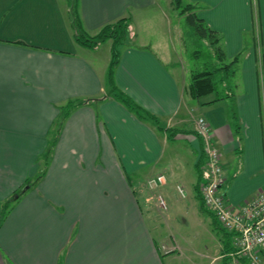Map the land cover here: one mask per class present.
<instances>
[{"label": "crops", "instance_id": "0c3cea01", "mask_svg": "<svg viewBox=\"0 0 264 264\" xmlns=\"http://www.w3.org/2000/svg\"><path fill=\"white\" fill-rule=\"evenodd\" d=\"M160 2L77 0L91 36L118 18L132 19L134 41L121 49L114 80L156 124L109 92L111 45L91 49L74 40L70 0H0V197L34 174L36 159L56 138L44 176L14 198L0 224V264L230 261L236 237L215 233L198 191L205 173L196 165L202 143L195 121L204 117L211 127L226 201L240 205L264 193V0L186 1L219 33L226 58L238 56L241 91L225 90L216 101L190 94L191 68L179 67L174 45L167 44L165 60L152 31L133 32L139 13ZM178 42L184 45L181 35ZM74 99L81 103L50 135L58 107ZM158 174L163 182L148 189L147 179ZM172 211L196 221L204 237L175 238L166 220ZM260 255L264 263V247Z\"/></svg>", "mask_w": 264, "mask_h": 264}, {"label": "trees", "instance_id": "16d2710c", "mask_svg": "<svg viewBox=\"0 0 264 264\" xmlns=\"http://www.w3.org/2000/svg\"><path fill=\"white\" fill-rule=\"evenodd\" d=\"M179 5L180 0H177L175 2V7L178 9ZM68 10L71 26L73 29V38L77 43L87 48L96 49L101 43L111 40L110 61L106 71L109 92L120 103L133 112L139 119L153 121L154 123L158 124L157 117L135 102L128 94L123 92L116 85L114 80V70L116 64L119 61L121 49L124 46H127L129 43V41H127L128 37L131 38L129 18L121 17L115 21L106 23L98 30L96 34L91 36L85 31L82 25L77 11V0H70ZM178 10V13L184 16L185 22L189 26V29L186 32L184 31L186 37L193 40L192 42L198 46V48L194 49L190 55L193 61L190 69V94L195 98L212 94L214 96L212 100L214 101L219 100L222 97H226L227 95H223L225 94L224 84L226 82L227 76L233 73L232 67L238 56H234L230 60L226 58L225 52L220 43L219 33L210 28L203 21V19L197 16L195 6L193 4L187 3L184 5V7ZM79 103H81L79 100H68L65 104L58 107L59 114L54 121V124H56L58 130L71 109ZM55 141L56 138L54 137L53 140L48 143L44 153L36 159V163L39 165V170L32 177L33 179H28L25 181L23 185L27 186L26 189L30 188L34 182L36 185V183L44 176ZM201 158L203 160V153L201 154ZM201 158H199L198 162L196 163L200 176L202 174ZM19 194V191H15L14 198L19 197ZM200 199L203 204L201 197ZM208 211L213 216L212 224L214 229L218 230L219 232H224L225 229L218 223L215 215L210 210ZM224 261L225 262H223V264H228V257ZM239 261L241 264H249L245 257H240Z\"/></svg>", "mask_w": 264, "mask_h": 264}, {"label": "built area", "instance_id": "2783aa9c", "mask_svg": "<svg viewBox=\"0 0 264 264\" xmlns=\"http://www.w3.org/2000/svg\"><path fill=\"white\" fill-rule=\"evenodd\" d=\"M195 131L202 143L201 170L205 173V180L200 183L199 190L203 204L215 215L221 226L236 237V250L229 253L231 257L228 264H241L240 257H245L249 264H264L260 255L264 247V193L259 191L240 205L227 202L220 191L225 178L221 154L204 117L196 119ZM163 180L164 176L158 174L147 179L146 186L152 190ZM177 188L179 193H184L182 187ZM157 200L161 207H165L160 195ZM219 259L220 256L214 257L210 264H220Z\"/></svg>", "mask_w": 264, "mask_h": 264}, {"label": "rangeland", "instance_id": "374dc122", "mask_svg": "<svg viewBox=\"0 0 264 264\" xmlns=\"http://www.w3.org/2000/svg\"><path fill=\"white\" fill-rule=\"evenodd\" d=\"M161 2L158 4V6L154 8L148 9L145 13H139L142 18H136L137 21H135V25L132 23L133 32H136L140 34L142 31L144 32L145 29H148L152 31L149 33V39L155 40L154 48L159 51V54L162 55L165 60H169L170 58L169 53L167 52L168 45H174L178 55H176V58L179 60V67H182L184 70L187 68H191L192 66V58H191V52L194 49H197L198 46H196L191 40L188 39L184 33L189 29V26L185 22L184 16L180 15L178 12V9H181L184 7L185 4H187V0H180L179 8L177 9L175 7V2L177 0H160ZM130 20V18H129ZM132 22V19L131 21ZM171 30V31H170ZM173 38H172V34ZM141 35V34H140ZM171 35V37H170ZM181 35L182 41L184 45H179L178 42V36ZM139 39V37H138ZM188 39V40H187ZM110 41V42H109ZM129 41L128 44L132 45V42L134 41L133 38L127 39ZM102 49H106L108 46L111 45V40H108V42L101 43ZM124 46V45H123ZM126 47V46H124ZM167 47V48H166ZM122 51V50H121ZM180 55V57H179ZM161 57V58H162ZM185 72V71H184ZM240 71H236V65H234V74L231 73L229 76H227L226 81V91H230L231 93H238L241 90V81L239 78ZM57 130L56 124L53 123L51 126L49 133L50 135L54 136L55 131ZM39 157V156H38ZM39 165L37 166V169L35 170L34 174L32 176H29L27 180L33 179L32 177L38 172ZM35 183V182H34ZM32 183L31 187H34L35 184ZM26 185H19L15 186L12 191H9L7 194H5L3 197H0V224L5 219V216L7 212L10 210L12 203L14 202V192L19 191L21 195V190ZM185 192V191H184ZM184 194V193H183ZM208 216L209 212H206ZM210 218V223L212 228V220ZM188 220H183L179 216L176 215L173 211L170 212L167 217V224L170 228V232L174 235L175 238L179 239V236H187L189 238L192 237H204L203 230L201 229V226L199 227L192 218L188 217ZM215 233H218L219 231L214 229ZM164 238H169V234L165 233ZM170 245V244H169ZM173 255H177V253H173ZM179 260L175 258V263H178Z\"/></svg>", "mask_w": 264, "mask_h": 264}, {"label": "water", "instance_id": "95a60500", "mask_svg": "<svg viewBox=\"0 0 264 264\" xmlns=\"http://www.w3.org/2000/svg\"><path fill=\"white\" fill-rule=\"evenodd\" d=\"M26 188H27V186H25V187L21 190V192H23Z\"/></svg>", "mask_w": 264, "mask_h": 264}]
</instances>
